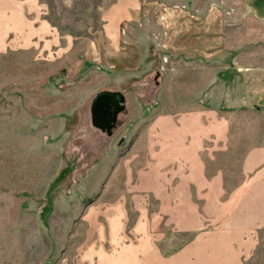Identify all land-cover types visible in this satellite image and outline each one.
<instances>
[{"label": "rangeland", "instance_id": "1", "mask_svg": "<svg viewBox=\"0 0 264 264\" xmlns=\"http://www.w3.org/2000/svg\"><path fill=\"white\" fill-rule=\"evenodd\" d=\"M159 1L166 6L176 4L219 12L223 38L212 55L222 62L226 60L229 87L237 86V74L241 73L239 67L245 58L257 64L264 61L260 26L253 25L252 38L245 39L249 27L243 23L250 17H264V0ZM42 2L46 6L44 14L28 15L29 27L36 29L28 31L25 46L10 47L9 42H0V264H83L81 249L90 245L91 240H98L101 216L106 215L111 204H129V228L141 212L140 207L149 206L146 203L149 191L133 189L131 177L118 176L117 170L125 166L122 163L131 152L134 136L131 130L137 121L132 110L134 104L149 109L164 107L168 109L166 118L176 123L188 120L187 128L182 127L180 133L187 138V151L203 154L209 168H224L229 173L226 187H237L240 163L248 154L253 157L264 149L261 102H253L243 110L205 117L181 111L180 108L196 104V74L188 82L186 76L198 65L185 64L182 55L170 49L167 40L157 39L158 29L151 33L147 59L135 68L119 72L90 62L82 69L78 67L73 79H64L63 75L72 72V66L52 57L58 51L50 44L53 37L70 36L78 42L105 35L99 31L104 22L102 15L117 1ZM43 19L59 31L36 32ZM78 48L77 60L81 63L84 52ZM99 73L107 76L108 82L95 87L93 80ZM222 73L227 74L225 70ZM102 88L124 90L127 97V109L119 115V125L111 136L96 129L90 120L89 106L95 92ZM73 95L76 110L69 114L61 107ZM151 113L158 112L141 113L138 118L151 119ZM178 126L172 127V132L180 130ZM131 162V159L126 162L128 173ZM142 167L146 172L150 164ZM165 171L170 172V168H162ZM142 178L135 176L133 180L138 183ZM156 194L160 201L163 195ZM154 200L151 195L150 205ZM157 201L149 207L153 212L158 210ZM133 203L142 204H137L141 205L137 209ZM187 206L193 216L202 214V203ZM164 222L160 220L161 228L166 226ZM190 237L184 234L179 238L184 242ZM256 255L249 264H264V233Z\"/></svg>", "mask_w": 264, "mask_h": 264}, {"label": "crops", "instance_id": "2", "mask_svg": "<svg viewBox=\"0 0 264 264\" xmlns=\"http://www.w3.org/2000/svg\"><path fill=\"white\" fill-rule=\"evenodd\" d=\"M42 1L0 0V42H9L10 47L25 46L28 31L36 29L29 27L28 15L32 12L44 14L46 6ZM116 1L102 15L104 22L99 31L105 35L82 38L78 42L75 37H53L50 44L58 51L52 57L72 66V72L63 75L64 79H73L75 72L90 62L104 64L119 72L135 68L147 59L151 33L158 29L157 39L167 40L170 49L182 55L185 64L198 65L186 76L188 82L193 78L190 76L196 74V104L192 108H180L181 111L197 112L198 117H205L212 113L243 110L257 101L264 105V61L257 64L245 58L239 67L237 86L229 87L226 60L222 62L212 55L223 38L218 11L194 10L176 4L166 6L159 0ZM243 23L247 29L249 27L245 39L252 38L254 25L260 26L263 33L259 36L264 40V17H250ZM54 29L59 31L49 20L43 19L36 32ZM77 47L84 52L81 63L77 60ZM221 63L224 66L221 67ZM209 70L211 75H208ZM221 70L227 74H221ZM199 73L203 75L200 77ZM98 75L93 85H106L107 76ZM101 90L114 89L95 91ZM60 96L65 100L64 94ZM62 104L63 111L74 112L75 96ZM158 108L134 104L132 110L137 121L131 130L134 135L131 152L125 156L122 163L125 166L117 169L118 176L131 177L133 189L149 191L146 202L149 206L140 207L141 212L129 228V204H111L106 215L101 216L98 240H91L90 245L81 249L83 264H249L259 253L264 233V149L253 157L247 155L240 163L237 187L228 189L226 178L229 173L224 168H209L203 154L187 151V138L180 133L182 127L187 128L188 120L176 123L166 118L168 109ZM145 112L158 113H151L148 120L138 118ZM177 124L180 130L172 132L171 128ZM66 126L64 123L63 127ZM140 128H143L141 133ZM128 159L132 160L129 173ZM149 164V170L142 171V166ZM167 167L170 172H162V168ZM135 176L143 178L136 183ZM156 193L163 195L160 201H157ZM151 195L159 202L158 210L154 212L149 208L154 206V201L150 205ZM187 203H202V214L193 216ZM134 204L137 208L141 206L137 204L142 203ZM161 219L166 224L163 228ZM184 234L191 237L183 242L179 237Z\"/></svg>", "mask_w": 264, "mask_h": 264}, {"label": "water", "instance_id": "3", "mask_svg": "<svg viewBox=\"0 0 264 264\" xmlns=\"http://www.w3.org/2000/svg\"><path fill=\"white\" fill-rule=\"evenodd\" d=\"M127 98L120 90H101L92 99L90 112L92 125L113 135V130L119 125V115L127 109Z\"/></svg>", "mask_w": 264, "mask_h": 264}]
</instances>
